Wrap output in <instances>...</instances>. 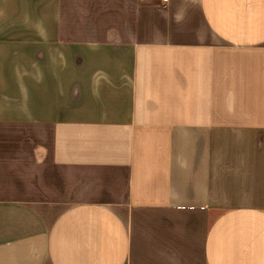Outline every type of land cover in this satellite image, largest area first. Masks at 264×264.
<instances>
[{"label":"crops","instance_id":"crops-1","mask_svg":"<svg viewBox=\"0 0 264 264\" xmlns=\"http://www.w3.org/2000/svg\"><path fill=\"white\" fill-rule=\"evenodd\" d=\"M0 264H264V0H0Z\"/></svg>","mask_w":264,"mask_h":264},{"label":"rangeland","instance_id":"rangeland-1","mask_svg":"<svg viewBox=\"0 0 264 264\" xmlns=\"http://www.w3.org/2000/svg\"><path fill=\"white\" fill-rule=\"evenodd\" d=\"M162 1H164V2H165V0H162Z\"/></svg>","mask_w":264,"mask_h":264},{"label":"built area","instance_id":"built-area-1","mask_svg":"<svg viewBox=\"0 0 264 264\" xmlns=\"http://www.w3.org/2000/svg\"><path fill=\"white\" fill-rule=\"evenodd\" d=\"M166 1V0H165Z\"/></svg>","mask_w":264,"mask_h":264}]
</instances>
